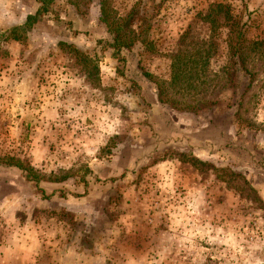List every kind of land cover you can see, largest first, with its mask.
Here are the masks:
<instances>
[{"label": "rangeland", "instance_id": "1", "mask_svg": "<svg viewBox=\"0 0 264 264\" xmlns=\"http://www.w3.org/2000/svg\"><path fill=\"white\" fill-rule=\"evenodd\" d=\"M44 2L0 0V264H264V0Z\"/></svg>", "mask_w": 264, "mask_h": 264}, {"label": "trees", "instance_id": "2", "mask_svg": "<svg viewBox=\"0 0 264 264\" xmlns=\"http://www.w3.org/2000/svg\"><path fill=\"white\" fill-rule=\"evenodd\" d=\"M39 4L35 8L32 14H27L25 17V23L29 26L37 19L41 17V15L45 14L48 10V5L44 2V0H38ZM224 6L222 4H218V6ZM137 11L134 8L128 10L123 16L115 18L109 17L104 13V4L101 2V15L100 19L104 23L106 31L110 35V40L108 42V47L111 49V53L114 57H118L123 50H128V48L132 45V37L130 35L133 33L131 30L132 21L134 20L135 14ZM224 17L229 24V37H228V52H229V60L232 65L236 66L239 64V60L241 55L239 54L244 42V37L242 32L239 30L237 17L234 14L229 13L228 8L223 11ZM137 39L139 38L141 42L145 39L146 35H140V33L135 34ZM16 35H13L12 38L16 39ZM138 40V41H140ZM68 45V44H67ZM7 163L4 160V157H0V165ZM37 187V185H35ZM39 193H42L39 190Z\"/></svg>", "mask_w": 264, "mask_h": 264}, {"label": "crops", "instance_id": "3", "mask_svg": "<svg viewBox=\"0 0 264 264\" xmlns=\"http://www.w3.org/2000/svg\"><path fill=\"white\" fill-rule=\"evenodd\" d=\"M61 259H63V257H62ZM61 261H62V260H61Z\"/></svg>", "mask_w": 264, "mask_h": 264}]
</instances>
